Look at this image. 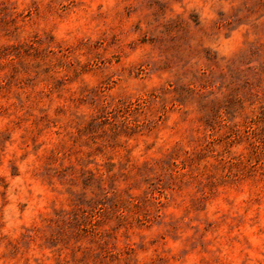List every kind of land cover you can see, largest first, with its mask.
Instances as JSON below:
<instances>
[{"label": "rangeland", "instance_id": "1", "mask_svg": "<svg viewBox=\"0 0 264 264\" xmlns=\"http://www.w3.org/2000/svg\"><path fill=\"white\" fill-rule=\"evenodd\" d=\"M0 264H264V0H0Z\"/></svg>", "mask_w": 264, "mask_h": 264}]
</instances>
